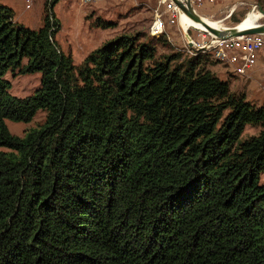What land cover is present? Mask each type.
Returning a JSON list of instances; mask_svg holds the SVG:
<instances>
[{
  "label": "trees",
  "instance_id": "1",
  "mask_svg": "<svg viewBox=\"0 0 264 264\" xmlns=\"http://www.w3.org/2000/svg\"><path fill=\"white\" fill-rule=\"evenodd\" d=\"M57 29L53 12L32 29L0 3V264H264V105L209 53L158 52L165 31L74 64ZM7 71L39 84L14 96Z\"/></svg>",
  "mask_w": 264,
  "mask_h": 264
},
{
  "label": "rangeland",
  "instance_id": "2",
  "mask_svg": "<svg viewBox=\"0 0 264 264\" xmlns=\"http://www.w3.org/2000/svg\"><path fill=\"white\" fill-rule=\"evenodd\" d=\"M24 1L0 0V3L13 10L14 20L17 23L32 29L41 25L45 9L48 13L47 8H50V12H53L58 23L54 40L60 50L68 53L72 62L78 64L91 49L119 34L138 33L141 35L139 40L150 39L147 28L157 0H92L86 4H81L78 0H55L54 2L52 0H32L29 7H25ZM251 5H260L264 9V0H216L214 3L203 2L194 5V8L200 16L213 23H218L221 27L222 24L234 25L238 22L234 19L243 21ZM227 15H229L230 23L226 20ZM97 19L107 22L108 26H97L95 24ZM163 21L167 36L172 38L174 45L181 47L182 32L179 25L168 23L166 15ZM261 21H264V18ZM198 32L194 29H187V34L195 41H198L201 35V32ZM169 45L170 47L167 43L160 45L156 42L157 51L171 52L170 48L172 50L174 48L170 43ZM208 68L220 79L228 81L231 91L243 92L246 100L255 105H264L263 59L259 58L245 75H237L231 67L219 62ZM3 77L10 83L8 92L18 97L31 94L39 84L38 72L16 74L7 71ZM43 119L44 111L37 110L28 122L6 119L5 124L11 134L21 136L28 128L40 125ZM257 130L255 126L245 125L241 138L255 134ZM259 181H264V171L260 174Z\"/></svg>",
  "mask_w": 264,
  "mask_h": 264
},
{
  "label": "built area",
  "instance_id": "3",
  "mask_svg": "<svg viewBox=\"0 0 264 264\" xmlns=\"http://www.w3.org/2000/svg\"><path fill=\"white\" fill-rule=\"evenodd\" d=\"M78 1L81 4H86L92 0ZM187 1L195 10L194 5H199L203 2L214 3L216 0ZM24 2L25 7H29L32 0H25ZM249 11L257 12L255 24L264 22L261 21L264 15L257 11L256 5H251ZM48 12L50 13V9H48ZM248 12H246V14ZM164 15L167 16L168 23L179 25L180 13L175 5L170 0H157L156 6L152 11L151 21L147 28L149 37H156L165 31L163 21ZM226 20L230 23L229 15H227ZM223 26L231 25L228 24ZM187 35L188 36H185L183 32L181 33V47L174 45L171 37L166 35V38L174 48V51H181L187 55H194L197 51H205L209 53L212 61L228 65L237 75H245L246 71L251 69L259 58L263 59L264 66V33L242 34L224 39H211L208 35L206 36L201 33L198 41L192 39L189 34Z\"/></svg>",
  "mask_w": 264,
  "mask_h": 264
},
{
  "label": "water",
  "instance_id": "4",
  "mask_svg": "<svg viewBox=\"0 0 264 264\" xmlns=\"http://www.w3.org/2000/svg\"><path fill=\"white\" fill-rule=\"evenodd\" d=\"M180 13L181 17L187 18L190 21L198 22L204 30H201L204 34L208 35L211 39H224L242 34H255L264 33V22L250 25L246 28L236 29V24L231 26L212 27L202 20L199 13L192 8L187 0H170ZM258 12L264 15V9L260 5H256ZM183 32V31H182ZM185 36H188L186 32H183Z\"/></svg>",
  "mask_w": 264,
  "mask_h": 264
},
{
  "label": "bare ground",
  "instance_id": "5",
  "mask_svg": "<svg viewBox=\"0 0 264 264\" xmlns=\"http://www.w3.org/2000/svg\"><path fill=\"white\" fill-rule=\"evenodd\" d=\"M256 17H257V12L256 11H249L246 14V16L243 18V21L240 24L238 23L235 28L236 29H242V28H246V27H248L250 25L255 24V18ZM202 20L205 21L208 25H210L212 27H216V28L220 27L218 25V23H213L210 20L205 19L204 17H202ZM179 26H180L181 30L183 32H186V33H187V29L188 28L197 30V31H199L201 33H203V32L200 31V29L204 30V28L198 22L190 21L189 19L181 17V16H180V19H179Z\"/></svg>",
  "mask_w": 264,
  "mask_h": 264
}]
</instances>
